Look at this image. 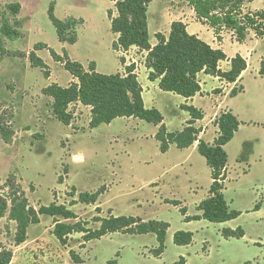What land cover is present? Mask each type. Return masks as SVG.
Listing matches in <instances>:
<instances>
[{"label": "rangeland", "instance_id": "obj_1", "mask_svg": "<svg viewBox=\"0 0 264 264\" xmlns=\"http://www.w3.org/2000/svg\"><path fill=\"white\" fill-rule=\"evenodd\" d=\"M118 1L0 0V26L8 19L12 26L17 22L14 26L21 33L15 41L0 33L7 51L0 61V123L13 132L9 142L0 132V194H7L4 186L13 175L31 206L38 209L55 201L70 207L72 201L78 200L79 193H92L105 185L108 190L100 198L99 208L77 204L71 210L78 219L67 222H82L93 231L100 227L97 218L111 216L112 210L114 216L165 221L170 224L165 251L161 256L155 254L159 244L154 234L114 233L85 241V234L74 233L63 246L53 235L55 219L47 216H42L39 225L29 228L27 241L18 246L15 243L17 225L5 217L0 219V244L13 252L10 264H174L180 257H185L188 264H264V75L260 74L264 37H251L244 47L243 52L253 49L254 53L238 85L244 88L243 93L218 98L212 95L218 81L201 76L207 94L195 99V104L205 113L201 126H206L215 112L220 111L217 99L224 101L223 109L228 107L237 114L242 125L239 135L226 150L229 173L224 194L230 208L241 213L232 221L185 222L179 207L165 203V200H179L188 215L196 214L195 203L208 195L211 170L197 151L172 146L167 153H161L155 139L158 127L154 124L116 119L111 124L91 129L87 112L78 111L74 106L69 107L70 126L53 116L52 99L45 96L43 90L52 83L68 87L72 76L62 63L51 57L49 49L61 56L66 53L83 65L97 61L102 74L111 75L121 70L113 49L115 34L109 19L116 17ZM161 1L154 0L150 4V18H155L161 10L169 12L168 18H188L190 6L186 0H164L162 6ZM52 2H55L57 18L86 20L77 29L79 42L75 46L59 41L48 16ZM14 3L21 4L17 16L6 8ZM250 8L264 10V0H255ZM176 9L179 14L173 13ZM150 33L154 41L153 26ZM38 43L49 48L37 52L47 64L48 74L46 70L33 68L29 59ZM133 52L132 57L135 56L139 65L146 66L145 55L136 49ZM228 52L234 54L235 48H229ZM223 67L227 68L225 64ZM151 93L157 97L166 127L170 131L182 130L189 118L180 108L182 98L159 91L156 85ZM213 137L214 130L210 127L205 139L212 141ZM245 143L248 144L247 158L245 164L240 165ZM75 154H81L84 161L75 164L72 161ZM191 176L197 178L196 193L190 190L194 185L189 183ZM258 203H261L260 209L256 211ZM239 227L245 233L243 238L223 237L224 229ZM178 231L194 233V242L177 246L174 234ZM71 252L80 258V263L73 260Z\"/></svg>", "mask_w": 264, "mask_h": 264}, {"label": "trees", "instance_id": "obj_2", "mask_svg": "<svg viewBox=\"0 0 264 264\" xmlns=\"http://www.w3.org/2000/svg\"><path fill=\"white\" fill-rule=\"evenodd\" d=\"M186 1L194 10L197 20L208 25L217 35L219 41H221L220 34L224 30L232 31L236 40L241 44L246 41L251 31L255 32L257 37H264V11L255 13H244L243 11L244 5L254 0ZM151 3L152 0H120L115 4L117 15L116 17L111 16V30L119 37L118 41L113 44L114 50H128L135 46L147 51L146 67L150 70L149 79L151 81L159 80V87L162 91L180 95L186 99L193 98L201 92V85L198 81L200 73L220 77L230 83L237 82L247 69L246 60L237 55L231 59V69L223 72L219 68V64L227 59L225 53L220 49H213L197 36L189 34L186 25L182 22L172 23L168 38L158 33L156 35L158 43L152 48L148 29V10ZM6 8L13 16H17L21 11V4H10ZM111 14L112 12H110ZM48 16L56 29L59 41L70 45L76 44L78 26L82 25L84 21L74 17L65 20L57 18L55 2L50 3ZM14 24L16 25L17 22ZM14 24L12 26L10 21L5 19L3 25L0 26L1 35L11 41H15L21 36ZM43 49L49 48L44 43H38L35 45V50L29 54L33 68L41 70L48 68L47 64L36 54V51ZM49 51L52 58L56 62L62 63L65 70L78 81L68 87L52 84L43 90V94L52 99V114L58 121L69 126L72 114L68 108L71 104L80 102L91 107V129L98 128L102 124H111L118 118L139 119L159 127L156 139L160 143L162 153H166L171 144H176L179 149H186L199 141L198 151L212 170L211 197L199 204L197 209L202 212L201 216L187 217L186 221L204 219L211 223H225L241 215L240 212L230 209L223 193L225 171L228 164V154L224 147L232 141L241 124L235 115L226 112L215 120V124L219 128V136L213 145L198 138L200 130L194 125L204 118V114L194 106H182L191 116L184 130L169 132L163 124L164 117L161 112L155 108L147 109L145 107L143 88L138 77L133 74L134 66L126 69L127 76H122L120 73L106 75L96 71L95 63H91L86 70L81 63L72 61L66 53L60 56L52 49ZM6 54L7 51L0 39V61ZM46 73L48 74L47 70ZM260 74L264 75V62ZM243 90V88L233 89L231 96L235 97ZM0 132L6 142H9L13 132L1 123ZM4 189H7L8 192L0 194V219L7 217L16 223L15 243L18 246L27 241L29 228L41 223V216H49L55 219L53 235L63 246L68 244L69 236L74 233L85 234V241L101 239L113 233L154 234L159 243L155 254L161 256L165 251L170 227L166 222L155 220L144 222L136 217L110 216L97 218L96 222L100 223V227L92 231L86 228L82 222L76 224L65 222L78 218L66 205L53 202L48 206H40L39 209H35L30 205L25 191L16 183L13 175L7 178ZM105 191L106 188L102 187L95 193H81L78 200L72 201L70 205L95 204ZM173 204L179 205L178 202H173ZM258 207L259 204L256 208ZM181 213L185 215L186 210L181 209ZM222 234L228 239H240L245 235L241 228L224 229ZM192 239L193 234L190 232L180 231L174 235V243L178 246L190 245ZM71 256L76 263H80V258L74 252H71ZM12 259L13 252L0 244V264H10ZM174 264H187V261L181 257Z\"/></svg>", "mask_w": 264, "mask_h": 264}, {"label": "crops", "instance_id": "obj_3", "mask_svg": "<svg viewBox=\"0 0 264 264\" xmlns=\"http://www.w3.org/2000/svg\"><path fill=\"white\" fill-rule=\"evenodd\" d=\"M255 1V0H254ZM253 1V2H254ZM163 2H164V0L163 1H161V6L163 5ZM253 2H251V3H247V4H245L244 5V7H243V11H244V13H247V12H251V13H255V12H258V11H264V10H252L251 8H250V5L253 3ZM117 3V2H116ZM154 3V0H152V3H151V5ZM149 8H150V6H149ZM148 12H149V10H148ZM168 13L169 12H167V11H165V10H161V12H159V13H157L156 15H155V18H152V16H151V18L149 17V13H148V29H149V36H150V45H151V47L153 48V47H155L156 45H157V43H158V40H157V38H156V35L158 34V33H160V34H163L166 38H168V36H169V34H170V30H171V25H172V23L173 22H182L184 25H186V27H187V31H188V33L189 34H191V35H195V36H197L199 39H201L202 41H204L205 43H207L208 45H210L213 49H220V50H222L224 53H225V55L227 56V59L225 60V61H222V62H220V64H219V68L223 71V72H227V71H229L230 69H231V59H233V58H235L237 55H240L243 59H245L246 60V62H247V69L242 73V75L240 76V78L237 80V82H235V83H230V82H228V81H226V80H224V79H221L220 77H214V76H211V75H206V74H204V73H200L199 75H198V81H199V83H200V85H201V92L200 93H198L195 97H193V98H190V99H186V98H184V97H182V96H180V95H177L176 97H180V98H182V103H181V109L182 110H184L183 108H182V106H184V105H187V106H193V105H189V104H194V107H197V109H199V110H201L202 112H203V114H204V118H205V113H204V111H203V108L202 107H200V106H198L197 104H195V99L196 98H198V97H201V98H203L204 97V95L205 94H207V91H205V88H204V86H203V84H202V81H201V76H207V77H212V78H214L215 80H217L218 81V85L215 87V88H213L212 89V95H214V96H216V97H218V98H227L228 96L229 97H232L231 96V92H232V90L233 89H237V90H240L241 88H243L242 86L241 87H238V85L241 83V81H242V76L248 71V69H249V67H250V64H249V61H250V58H252V55H253V53H254V50L253 49H249V50H247L246 49V52H243L244 51V47L246 46V43H247V41H248V39L249 38H251V37H255V38H260V37H257V35L255 34V32H253V31H251L250 32V34L248 35V38L246 39V41L244 42V43H239L237 40H236V37H235V35H234V33L232 32V31H226V30H224V31H222L221 32V34H220V36H221V41H219L218 39H217V35L214 33V31L208 26V25H206V24H203L202 22H200V21H198L197 20V18H196V15H195V13H194V10L190 7V12H188L189 14H188V18H168ZM173 13H176V14H179L178 13V9H176ZM181 14V13H180ZM75 18V17H74ZM67 19V18H66ZM75 19H82L83 21H84V23L81 25V26H83L85 23H86V20L84 19V18H75ZM110 19V23H111V18H109ZM63 20H65V19H63ZM151 26H153V30H154V36H155V40L154 41H152V39H151V33H150V27ZM78 28H79V26H78ZM112 31V30H111ZM118 35L117 34H115V39L113 40V44L115 43V42H117L118 41ZM79 42V38H78V41L76 42V44ZM65 44H68V43H65ZM76 44H74V45H71V46H75ZM229 48H235V53L234 54H230L229 52H228V49ZM114 49V48H113ZM132 49H135V47H133ZM39 51H41V50H39ZM37 52L38 51H36V54H37ZM50 52V51H49ZM115 52H116V54H117V56H118V58H119V61H120V64H121V70H119L117 73H120L122 76H124V74H125V72H126V68H127V66H126V64H125V59L123 58V55H122V53H121V50L120 49H118V50H115ZM140 52H142V55H145V57L144 58H146L147 57V52L146 51H142V50H140ZM57 53V52H56ZM58 54V53H57ZM38 55V54H37ZM51 55V54H50ZM58 55H60V54H58ZM61 56V55H60ZM39 57V56H38ZM52 57V56H51ZM69 57V56H68ZM70 58V57H69ZM143 58V59H144ZM42 59V58H41ZM71 59V58H70ZM43 60V59H42ZM72 60V59H71ZM44 61V60H43ZM72 61H74V60H72ZM45 62V61H44ZM78 62V61H77ZM264 62V60L261 62V66H262V63ZM58 63H60V62H58ZM80 63V62H79ZM91 63H95V66H96V71L98 72V73H100L99 72V70H98V62L97 61H92V62H90V63H88L89 65L91 64ZM87 64V65H88ZM223 64H225L226 66H227V68H225V67H223ZM63 65V64H62ZM83 65V64H82ZM87 65H83V67L86 69V70H88V68H89V65L87 66ZM260 71H261V69H260ZM140 75H139V77H138V81L140 82V84H141V86H142V88H143V99H144V104H145V107L147 108V109H153V108H155V109H157V110H161V107H160V105H159V102H158V100H157V97L154 95V94H152L151 92H152V88H154L155 89V85L159 88V91H162L161 89H160V87H159V80H156V81H151L150 79H149V74H150V70H148V68L145 66V65H142L141 66V68H140ZM117 73H115V74H117ZM102 74V73H101ZM112 75V74H111ZM72 76V75H71ZM49 77V76H48ZM71 84L72 83H77L78 81L76 80V79H74L73 78V76H72V78H71V80L69 81ZM205 82V81H204ZM52 84H57V83H52ZM52 84H50V85H52ZM70 84V85H71ZM49 85V86H50ZM59 85V84H58ZM61 86V85H60ZM48 87V86H47ZM46 87V88H47ZM63 87V86H62ZM238 88H240V89H238ZM244 89V88H243ZM216 90H220L219 91V93L217 94L216 93ZM164 92V91H163ZM218 92V91H217ZM244 92V90L242 91V92H239L238 94H240V93H243ZM166 93H169V92H166ZM173 94V93H172ZM209 94V93H208ZM146 95H149L148 97L146 96ZM173 95H176V94H173ZM236 97V96H235ZM50 98V97H49ZM219 101V105L217 106V108L220 110L219 112H215V114L209 119V121H208V123H207V125L206 126H201L200 125V123H202L203 122V120H204V118L202 119V120H199V121H197L196 123H195V128H197V129H199L200 130V134H199V136H198V138H199V140H203V141H205L206 143H208L209 145H213L214 144V142H215V140L218 138V136H219V128H218V126L215 124V120L221 115V114H223V113H226V112H231L233 115H235L236 117H237V119L239 120V117L237 116V114L236 113H234L232 110H229V108L228 107H226V109H223L222 108V106H223V104H224V101L223 100H216V102H218ZM70 106H74V107H76L77 108V110L78 111H83V112H87V114H88V118H89V122H91V118H92V112H91V108L90 107H88V106H85V105H83V104H81V103H73L72 105H70ZM69 106V107H70ZM68 111H69V108H68ZM184 111H186V110H184ZM161 112V111H160ZM187 112V111H186ZM188 113V112H187ZM162 114V113H161ZM189 114V113H188ZM164 117V116H163ZM118 119H123L125 122H130V121H136V120H139V119H134V118H118ZM191 119V116H190V114H189V118L188 119H186L185 120V126L183 125V127H182V130H180V131H170L168 128V131L169 132H181V131H183L184 130V128L188 125V121ZM116 120V119H115ZM142 121V120H141ZM239 122H240V120H239ZM241 123V122H240ZM163 124H164V121H163ZM71 125V124H70ZM69 125V126H70ZM166 126V125H165ZM210 127L214 130V137H213V140L212 141H207L206 139H205V136H206V134H207V132L210 130ZM241 127H242V125L240 124V127H239V130L235 133V136H234V138L232 139V141L233 140H235L236 139V137H237V135H239V132H240V130H241ZM158 130H159V127H158ZM158 132V131H157ZM157 134V133H156ZM156 134H155V139H156ZM157 140V139H156ZM232 141H230L224 148H225V151L227 150V147H228V145L232 142ZM158 143H159V141H157ZM198 144H199V141H197V142H195L191 147H189V148H186V149H180V150H190V151H192V152H194V151H197L198 153H199V151H198ZM248 144L247 143H245L244 144V153L242 154V156H241V158H240V160H239V164L241 165V164H245L244 163V161L246 160V155H247V149H248V146H247ZM172 146H175V147H177V145L176 144H171L170 145V147H169V150L172 148ZM246 147H247V149H246ZM178 148V147H177ZM159 149H160V143H159ZM179 149V148H178ZM168 150V151H169ZM167 151V152H168ZM166 152V153H167ZM227 152V151H226ZM162 153V152H161ZM200 154V153H199ZM228 154V153H227ZM201 155V154H200ZM202 156V155H201ZM203 157V156H202ZM229 158V157H228ZM206 160V159H205ZM229 160V159H228ZM247 160H249V159H247ZM72 161H74L75 162V164H78V163H82L83 161H84V159H83V157H82V155L81 154H75V155H73V159H72ZM206 163H207V161H206ZM208 165V164H207ZM209 167V166H208ZM210 170H211V168H210ZM228 173H229V163L227 164V167H226V171H225V176H226V178H225V181H224V189H225V182H226V180L228 179ZM189 183L192 185V184H194L193 185V187H190V190L191 191H195L196 189H198V185H197V178H196V176H191L190 178H189ZM212 183H213V179H212V170H211V183H210V188H211V185H212ZM60 184H62V183H60ZM157 184H152V186H156ZM102 187H105L106 188V191L99 197V199H98V201L95 203V204H90V205H87V204H85V205H87V206H96V207H100L101 205H100V202H99V200H100V198L107 192V187L105 186V185H103V186H101L100 188H102ZM99 188V189H100ZM210 188H209V192H208V195H207V197L205 198V199H202V200H200V201H198V202H196L195 203V207H196V211H197V213L196 214H194V215H192V216H190V215H188L187 214V208L186 207H184V206H182V202L181 201H179V200H165V203H168V204H172V205H174L173 204V202H178L179 203V205H174L175 207H179L180 208V212H181V209H185L186 210V214L185 215H183V217H184V221L185 222H187L186 221V218L187 217H193V216H201L202 215V212L201 211H198V206H199V204L202 202V201H204V200H206V199H208V198H210L211 197V194H210ZM73 189H75V188H73ZM98 189V190H99ZM97 190V191H98ZM97 191H95V192H97ZM95 192H92V193H95ZM197 191H195V193H196ZM79 193V192H78ZM84 193H86V192H84ZM89 193V192H88ZM223 193H224V190H223ZM81 193H79V195H80ZM79 195H78V197H79ZM225 195V194H224ZM72 197H74V195L72 196ZM29 200V199H28ZM74 201H76V200H74ZM30 202V201H29ZM55 202V201H54ZM53 203V202H52ZM78 204H80V203H78ZM82 204V203H81ZM259 204V207L258 208H256L255 207V210L256 211H258L259 209H260V204L261 203H258ZM257 204V205H258ZM65 205V204H64ZM77 205V204H76ZM229 205V204H228ZM256 205V206H257ZM40 206H43V205H40ZM39 206V207H40ZM67 206V205H66ZM75 205H73V206H71L70 205V207H68L70 210H71V208L72 207H74ZM230 207V206H229ZM35 208V207H34ZM35 209H37V208H35ZM39 209V208H38ZM231 209V208H230ZM232 210V209H231ZM74 212V211H73ZM102 212H103V210H102ZM75 213V212H74ZM76 214V213H75ZM77 215V214H76ZM111 216H114L113 215V210H112V214H111ZM47 217H49V216H47ZM110 217V216H109ZM115 217H119V216H115ZM126 217H133V216H126ZM52 218V217H51ZM107 218V217H106ZM136 218H140V217H136ZM41 219H42V216H41ZM59 219V218H58ZM78 219V218H77ZM140 219H142V218H140ZM61 221H65V220H63L62 218L60 219ZM144 222H148V221H152V220H148V221H146V220H144V219H142ZM202 220H204V219H202ZM42 221V220H41ZM68 220H66L65 222H67ZM155 221H158V220H155ZM200 221V220H199ZM207 221V220H206ZM232 221V220H231ZM163 222H165V221H163ZM209 222V221H208ZM229 222V221H228ZM68 223V222H67ZM167 223V222H166ZM226 223V222H225ZM100 224V223H99ZM169 224V223H168ZM169 226H170V224H169ZM54 228V227H53ZM170 228V227H169ZM240 228V227H239ZM99 229V228H98ZM238 229V228H237ZM242 229V228H241ZM169 230V229H168ZM236 230V229H235ZM243 230V229H242ZM178 232H180V231H178ZM183 232H186V231H183ZM177 233V232H176ZM175 233V234H176ZM190 233H192V232H190ZM114 234V233H113ZM174 234V235H175ZM193 234V239H192V243L194 242V233H192ZM245 234V233H244ZM110 235V234H109ZM130 235V234H129ZM167 235H168V233H167ZM223 235V234H222ZM108 236V235H107ZM245 236V235H244ZM105 237V236H104ZM224 237V236H223ZM103 238V237H102ZM167 239V238H166ZM226 239H228V238H226ZM230 239H234V238H230ZM191 243V244H192ZM159 244V243H158ZM190 244V245H191ZM178 246V245H177ZM187 246H189V245H187ZM181 247H184V246H181ZM181 258V257H180ZM185 258V257H184ZM186 259V258H185ZM179 261V260H178ZM186 261H187V259H186ZM187 264H188V262H187Z\"/></svg>", "mask_w": 264, "mask_h": 264}, {"label": "built area", "instance_id": "obj_4", "mask_svg": "<svg viewBox=\"0 0 264 264\" xmlns=\"http://www.w3.org/2000/svg\"><path fill=\"white\" fill-rule=\"evenodd\" d=\"M135 47V46H134ZM133 47H131L130 49H128V50H124V49H120L121 50V53H122V55H123V57H124V59H125V64H126V66H127V68L128 67H131V66H134L135 67V70L133 71V74H135L137 77H139V75H140V68H141V66H142V64L141 65H139V63L137 62V60H136V58H135V56L134 57H132L133 55H134V53L135 52H133V49H132ZM135 49H136V51H139L140 52V50L141 49H139L138 47H135ZM142 51H145V50H142ZM147 52V51H146ZM148 53V52H147ZM147 56H148V54H147ZM147 58V57H146ZM145 58V60H147ZM146 63V62H145ZM126 68V69H127ZM124 76H127V70H126V72H125V74H124ZM78 103H80V102H78ZM72 105V104H71ZM89 107V106H88ZM91 108V107H90Z\"/></svg>", "mask_w": 264, "mask_h": 264}]
</instances>
